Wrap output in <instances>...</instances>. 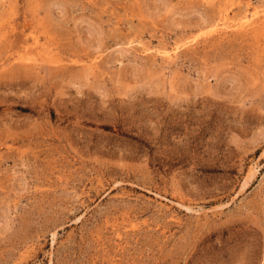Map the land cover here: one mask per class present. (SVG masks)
Returning <instances> with one entry per match:
<instances>
[{"label":"rangeland","instance_id":"obj_1","mask_svg":"<svg viewBox=\"0 0 264 264\" xmlns=\"http://www.w3.org/2000/svg\"><path fill=\"white\" fill-rule=\"evenodd\" d=\"M0 264H264V0H0Z\"/></svg>","mask_w":264,"mask_h":264}]
</instances>
